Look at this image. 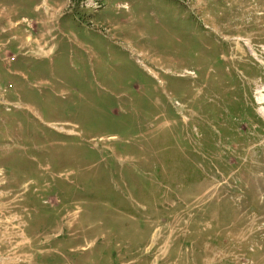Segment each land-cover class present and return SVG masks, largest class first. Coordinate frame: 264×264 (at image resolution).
<instances>
[{
    "label": "rangeland",
    "instance_id": "obj_1",
    "mask_svg": "<svg viewBox=\"0 0 264 264\" xmlns=\"http://www.w3.org/2000/svg\"><path fill=\"white\" fill-rule=\"evenodd\" d=\"M0 264H264V0H0Z\"/></svg>",
    "mask_w": 264,
    "mask_h": 264
},
{
    "label": "bare ground",
    "instance_id": "obj_2",
    "mask_svg": "<svg viewBox=\"0 0 264 264\" xmlns=\"http://www.w3.org/2000/svg\"><path fill=\"white\" fill-rule=\"evenodd\" d=\"M261 113H263V112H261Z\"/></svg>",
    "mask_w": 264,
    "mask_h": 264
}]
</instances>
